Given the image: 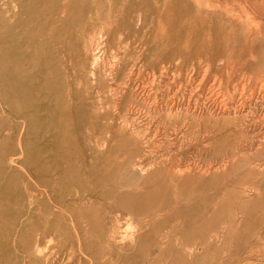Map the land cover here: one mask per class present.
Listing matches in <instances>:
<instances>
[{
    "label": "rangeland",
    "instance_id": "obj_1",
    "mask_svg": "<svg viewBox=\"0 0 264 264\" xmlns=\"http://www.w3.org/2000/svg\"><path fill=\"white\" fill-rule=\"evenodd\" d=\"M218 85L264 92V0H0V264H264L261 101L169 115Z\"/></svg>",
    "mask_w": 264,
    "mask_h": 264
},
{
    "label": "bare ground",
    "instance_id": "obj_2",
    "mask_svg": "<svg viewBox=\"0 0 264 264\" xmlns=\"http://www.w3.org/2000/svg\"><path fill=\"white\" fill-rule=\"evenodd\" d=\"M101 34V33H100ZM98 38V37H97ZM99 43V42H98ZM95 51V50H94ZM113 52V51H112ZM92 54H93V64L92 65H94L93 67H96L97 66V63H98V60H99V56H98V54H97V51H95L94 53L92 52ZM115 60V59H114ZM113 60V61H114ZM118 60V59H117ZM91 65V66H92ZM210 65V64H209ZM114 67V66H113ZM219 67V66H218ZM95 69V68H94ZM99 69V68H98ZM97 69V70H98ZM111 70V69H110ZM162 70V69H161ZM165 70V69H164ZM163 71V70H162ZM228 71H230V70H228ZM131 72V71H130ZM93 73L95 74V71L93 70ZM179 74V73H178ZM180 75V74H179ZM219 75V74H218ZM167 76V75H166ZM223 76V75H222ZM224 77V76H223ZM222 77V78H223ZM204 78V77H203ZM219 79V78H218ZM217 79V80H218ZM161 80V79H160ZM169 80V79H168ZM170 80H172V79H170ZM199 80V79H198ZM215 80V79H214ZM201 81V80H200ZM199 81V82H200ZM224 81V80H223ZM222 81V82H223ZM194 83V82H193ZM217 83V82H216ZM224 83V82H223ZM195 84V83H194ZM193 84V85H194ZM213 84V83H212ZM215 84V83H214ZM213 84V85H214ZM196 85H198V84H196ZM237 85H239V84H237ZM219 87L216 89L217 90V92H214V90H212L210 93H209V101L208 102H205V105H204V102L202 103V105L201 106H199L198 108L197 107H195L194 108V110L193 111H182V110H180L179 109V107L181 106H179L178 107V102H177V104H173L170 108V113H169V115L171 116V117H177V118H180V119H183L184 120V122H188L189 120H190V123L189 124H191V128H192V125H194V127H196V129L198 130V131H202V129L204 128V127H206L207 125H209V124H213V125H215V124H219V122L220 121H222L224 124H225V126H231V127H233V129H235L234 130V132L237 130V131H241V130H243L242 129V127L244 126V120H245V118L247 117V113L251 110V108L253 107V105H254V103L253 102H251L252 100V98L254 99V97H253V95H256V97H257V99H259L260 101H261V103H262V105L264 106V92L263 91H258V92H256V93H254V94H252V95H250V97L249 98H246V99H243V95H242V91H241V93H240V91H239V89L237 90L236 88L233 90V91H231V90H229L228 91V87L227 88H225L226 90H227V92H224L223 91V89H221V87L220 86H223V85H218ZM235 86V85H234ZM245 86V85H244ZM263 86V85H262ZM194 87H198V86H195L194 85ZM243 87V86H242ZM215 88V87H214ZM244 88V87H243ZM210 89H211V87H210ZM209 89V90H210ZM224 89V90H225ZM241 89V88H240ZM260 89V88H259ZM263 89V88H262ZM209 90H207V91H209ZM245 90V89H244ZM243 90V91H244ZM261 90V89H260ZM152 91H153V89H152ZM152 91H150V92H152ZM190 92H191V90H189ZM201 91V90H200ZM255 91V90H254ZM253 91V92H254ZM251 92V91H250ZM229 93V97H227L226 96V94H228ZM246 93V92H245ZM149 94V93H148ZM155 94V93H154ZM158 95V94H157ZM205 96V95H204ZM246 96V95H245ZM191 97H193L192 95H191ZM194 98V97H193ZM184 99V98H183ZM191 99V98H190ZM203 99H206V98H203ZM240 99L242 100H244V102L242 101V102H240ZM198 100V99H197ZM207 100V99H206ZM158 101V100H157ZM202 101H204V100H202ZM254 102H255V99L253 100ZM258 101V100H257ZM197 102V101H196ZM180 103V102H179ZM181 103H182V101H181ZM194 103V102H193ZM256 103V102H255ZM198 104V103H197ZM66 105V104H65ZM117 105V104H116ZM187 105V104H186ZM192 105V104H191ZM256 105H257V103H256ZM192 106H194V104L192 105ZM262 107V106H261ZM260 107V108H261ZM169 108V107H168ZM183 108V107H182ZM181 108V109H182ZM164 109V108H163ZM163 109H162V112H163ZM187 109H189V108H187ZM256 109H257V107H256ZM252 110H253V108H252ZM251 110V111H252ZM260 110V109H259ZM161 111V110H160ZM165 111V110H164ZM188 112V113H187ZM263 112V111H262ZM261 112V113H262ZM258 114H260V112L258 113ZM253 115V114H252ZM255 115V114H254ZM264 116V115H263ZM23 117H25L26 118V116H24L23 115ZM255 117V116H254ZM20 118V117H19ZM22 118V117H21ZM24 119V118H23ZM179 119V120H180ZM251 119V118H250ZM258 119V118H257ZM261 119H263V118H261ZM247 120V119H246ZM251 120H254V119H251ZM256 120V119H255ZM260 120V119H259ZM259 122V121H258ZM263 122V121H262ZM261 122V123H262ZM250 123V122H249ZM171 124H172V122H171ZM256 124H258L257 122L255 123V126H256ZM185 125V124H184ZM187 125V124H186ZM250 125V124H249ZM261 125V124H260ZM224 126V125H223ZM252 126H253V123H252ZM24 127V126H23ZM182 127V126H181ZM184 127V126H183ZM188 127V126H187ZM209 127V126H208ZM263 127V126H262ZM24 128H26V127H24ZM143 128V127H142ZM174 128H176V125H175V127ZM215 128V127H214ZM254 128V127H253ZM181 129V128H180ZM193 129V128H192ZM195 129V128H194ZM193 129V130H194ZM233 129H232V131H233ZM258 129V128H257ZM184 130V129H183ZM208 130V129H207ZM217 130V129H216ZM226 130H227V128H226ZM256 130V129H255ZM259 130H261L262 131V129H260L259 128ZM258 130V131H259ZM264 130V129H263ZM23 131V130H22ZM197 131V132H198ZM212 131V128L210 129V132ZM215 131V130H214ZM249 131V130H248ZM257 131V130H256ZM258 131H257V133H258ZM183 132V131H182ZM187 132V131H186ZM203 132V131H202ZM229 132V131H228ZM247 132V131H246ZM245 132V133H246ZM191 133V132H190ZM208 133V131L206 132V134ZM238 133V132H237ZM242 133V132H241ZM241 133H239L240 135H241ZM195 134H196V132H195ZM210 134V133H209ZM212 134V133H211ZM215 134V133H214ZM214 134H212V135H214ZM193 135V134H192ZM219 135V134H218ZM222 135V134H221ZM201 136V135H200ZM217 136V135H216ZM196 137V136H195ZM199 137V136H198ZM211 137V136H210ZM209 137V138H210ZM218 137V136H217ZM229 137V136H228ZM233 137V136H232ZM216 138V137H215ZM221 138V137H220ZM231 138V137H230ZM32 139V138H31ZM30 139V140H31ZM199 139V138H198ZM197 139V140H198ZM201 139V138H200ZM252 139H254V138H252ZM217 141H218V139H216ZM227 140H228V138H227ZM246 140V139H245ZM256 140V139H255ZM34 141V140H33ZM32 141V142H33ZM221 141V140H220ZM219 141V142H220ZM223 142H224V140H222ZM233 141V140H232ZM231 141V142H232ZM35 142V141H34ZM228 143V142H227ZM213 144V143H212ZM211 145V144H210ZM228 145H230V144H228ZM242 145H245V146H247V147H256V149H262L263 147H264V131L261 133V135L259 136V139L257 140V141H252L251 140V142H247V144L245 143H240L239 142V146H241L242 147ZM22 146V145H21ZM245 146H243V147H245ZM23 147H24V145H23ZM237 148V147H236ZM25 149V148H24ZM244 149V148H243ZM23 150V149H22ZM24 151V150H23ZM239 151V150H238ZM247 151V150H246ZM250 151H251V148H250ZM260 151V150H259ZM263 151V150H262ZM261 151V152H262ZM25 152V151H24ZM23 152V153H24ZM27 153V152H26ZM263 153V152H262ZM19 155H20V153H19ZM25 155V154H24ZM24 155H22V156H24ZM30 156H32V155H30ZM38 156V155H37ZM21 157V156H20ZM28 157V156H27ZM33 157H34V155H33ZM25 158V157H24ZM141 158V157H140ZM235 160H237V159H235ZM40 166V165H39ZM42 166V165H41ZM38 167V166H37ZM224 167V166H223ZM43 170V169H42ZM45 172H46V170H45ZM57 174V173H56ZM39 177V176H38ZM48 177H50V176H48ZM31 178H32V176H31ZM55 178H56V176H55ZM33 179V178H32ZM37 179V178H36ZM54 179V178H53ZM35 181V180H34ZM55 183V182H54ZM59 183V182H58ZM56 187V186H55ZM54 191V190H53ZM92 191V190H91ZM88 193V192H87ZM86 193V194H87ZM90 193V192H89ZM88 195V194H87ZM89 196V195H88ZM87 196V197H88ZM97 198V197H96ZM99 198V197H98ZM84 199V198H83ZM59 200V199H58ZM82 200V199H81ZM87 201H88V199H87ZM58 202V201H57ZM86 202V201H85ZM99 202V201H98ZM88 203V202H87ZM58 205V204H57ZM90 205V204H89ZM94 205V204H93ZM91 207V206H90ZM88 208V207H87ZM98 226V225H97ZM130 226V225H129ZM42 248H41V246H37V249H36V252L38 253V254H42ZM29 259H31V258H29ZM69 260H70V258H69ZM26 261H27V259H26ZM124 262V261H123Z\"/></svg>",
    "mask_w": 264,
    "mask_h": 264
}]
</instances>
